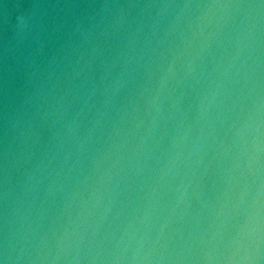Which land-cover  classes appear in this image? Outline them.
Listing matches in <instances>:
<instances>
[{
  "label": "water",
  "instance_id": "1",
  "mask_svg": "<svg viewBox=\"0 0 264 264\" xmlns=\"http://www.w3.org/2000/svg\"><path fill=\"white\" fill-rule=\"evenodd\" d=\"M0 264H264V0H0Z\"/></svg>",
  "mask_w": 264,
  "mask_h": 264
}]
</instances>
